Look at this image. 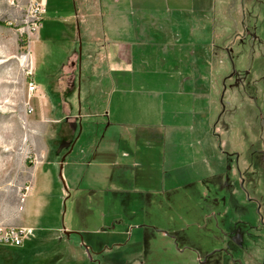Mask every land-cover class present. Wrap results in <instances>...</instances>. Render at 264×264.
Segmentation results:
<instances>
[{
    "label": "rangeland",
    "instance_id": "1",
    "mask_svg": "<svg viewBox=\"0 0 264 264\" xmlns=\"http://www.w3.org/2000/svg\"><path fill=\"white\" fill-rule=\"evenodd\" d=\"M69 1L50 0L46 18L55 15L54 5L68 8ZM26 14V0H0V223L32 227L39 238L28 235L21 248L0 246V264H60L62 249L81 245L87 238L81 231L96 228L97 209L86 217L78 213L80 206L93 207L88 203L92 184L107 190H100L97 198L112 197L109 190H127L126 197L139 199L141 207H151L147 218L136 220L148 226L145 264H264V89L258 86L254 95L260 100L255 102L246 97L244 89L252 80H262L264 85V75L259 76L252 60L232 55L225 62L230 72L222 84L229 89L234 86L235 96L230 107L226 101L221 103L231 115L221 119L218 127L223 123L230 127L234 137L229 149L237 155L221 157L218 143L215 146L204 138V105L197 95L213 80L216 62L197 59L198 47L190 44L188 28L179 41L170 43L150 29L139 36L134 29L130 35L144 44L135 71L128 75V91L113 94L102 131L87 135L90 143L97 140L98 151L93 165L85 168L89 171L66 167L64 184L60 167H43L59 163L73 145L59 153L63 117L48 120L39 106L43 99L37 97L32 101L34 113L27 116L25 111L24 57L31 39L24 24ZM173 15L184 22L180 13ZM204 39L206 45L216 42L211 29ZM151 55L155 56L152 60L148 59ZM36 81L49 96L57 94L43 69L37 72ZM182 87L192 90L193 95L181 99L196 103V111L163 115L157 106L164 96L149 89L174 91ZM62 94L72 98L71 92ZM54 110L69 116L77 112L73 107ZM78 150L76 147L75 152ZM121 166L127 180L123 187ZM230 167L235 172L228 174ZM37 169L41 170L35 177ZM29 183L33 191L20 213V196ZM114 208L118 209L115 214L123 211L118 204ZM58 229L72 233L67 242H60L58 235L53 240L44 238ZM135 240L136 236L130 245Z\"/></svg>",
    "mask_w": 264,
    "mask_h": 264
},
{
    "label": "crops",
    "instance_id": "2",
    "mask_svg": "<svg viewBox=\"0 0 264 264\" xmlns=\"http://www.w3.org/2000/svg\"><path fill=\"white\" fill-rule=\"evenodd\" d=\"M46 4L48 14L50 0H46ZM52 8L55 15L47 19L46 14L40 30L30 39L36 74L39 69H43L48 84L54 85L57 93L49 96L37 83L35 74V81L40 88L39 98L43 99L39 106L44 109L48 120L55 122L63 117L64 125L71 122L69 127L76 137L69 143L71 145L73 142V145L65 150L59 163L52 162L43 167H60V177L64 182L63 171L66 167L74 168V171L82 168L81 172L84 173L89 171L86 167L93 165L98 156L95 148L97 140L94 144L90 143L87 135L102 131L101 127L109 116L108 110L113 106V94L119 90L128 91V75L135 71L136 60H140L143 52L144 43L136 35H130L134 29L137 30V36L141 31L150 29L162 35L165 43H170L179 41L184 28H188L190 44L194 43L198 47L197 59H204L206 63L216 62L213 80L197 94L204 105V138L215 146L218 143L221 157H226V153L231 154L229 141H232L234 133L225 123L222 128L218 127L221 119L231 115L221 103L226 101L230 107L235 96V87L229 89L224 85L226 73L230 72L225 62L232 55L238 59H250L259 76L264 75V0H70L68 8L60 5ZM62 9H65L63 13ZM174 12L180 13L184 22L174 16ZM209 29L216 39L212 45H206L204 39ZM148 42L152 43L153 39L149 38ZM148 52L154 53L153 50ZM153 55L148 59H154ZM261 82L252 80L244 85L246 97L252 102L260 100L254 94L260 90L258 86L264 89ZM149 90L151 93L160 92L162 98L164 96L157 106L163 115L168 112L174 114L176 110L179 115L186 114L185 111L194 113L198 108L196 103L194 105L191 101L181 99L187 94L193 95L190 88ZM230 90L232 94H228ZM66 91L72 93V98H65L62 93ZM65 107L76 108V114L69 116L62 113L66 115L62 116L60 110H54ZM76 147L79 148L78 153L75 152ZM231 155L237 154L233 152ZM40 170H36L35 177ZM227 171L228 174L235 172L231 167ZM120 172L123 187L127 184L124 167H120ZM100 190L107 192L105 187L103 190V187L92 184L88 189V203L93 207L80 206L78 209L82 217L94 215L97 209L96 228L81 231L87 238H83L81 245H69L62 249L64 255L58 263L145 264L148 226L138 224L136 220L139 217L147 218L151 207H141L139 199L126 197L124 194L127 190H109L112 197L97 198ZM119 192L123 195L115 197L114 194ZM65 193L68 194L67 188ZM115 204L120 205L123 210L121 213H113L118 210L114 208ZM125 225L127 229L123 228ZM25 229L31 230L29 233L32 237L39 238L37 229L26 226ZM70 234L66 229H58L44 235V238L53 240L58 235L60 242H67ZM167 235L164 233V236ZM134 236L136 240L130 245Z\"/></svg>",
    "mask_w": 264,
    "mask_h": 264
},
{
    "label": "built area",
    "instance_id": "3",
    "mask_svg": "<svg viewBox=\"0 0 264 264\" xmlns=\"http://www.w3.org/2000/svg\"><path fill=\"white\" fill-rule=\"evenodd\" d=\"M26 20L24 22L27 34L31 38L36 32H38L42 26L44 18L47 14V4L46 0H26ZM24 77L26 80V93L24 106L27 116H31L35 109L32 105V101L40 95V88L35 81V55L32 48V43L30 40L29 52L26 57H24ZM34 163H38V159L30 158ZM33 185L32 183L26 184L22 190L20 196V208L19 212L24 213L27 199L32 193ZM30 235L29 231L25 228L18 227H8L0 223V246L9 247H22L26 241V238Z\"/></svg>",
    "mask_w": 264,
    "mask_h": 264
},
{
    "label": "flooded vegetation",
    "instance_id": "4",
    "mask_svg": "<svg viewBox=\"0 0 264 264\" xmlns=\"http://www.w3.org/2000/svg\"><path fill=\"white\" fill-rule=\"evenodd\" d=\"M66 126L67 125H64L62 127V130H61L62 134L60 135V139H59L61 145H65L64 143L68 144V142H67L68 141V137L65 136L66 135V131L64 130Z\"/></svg>",
    "mask_w": 264,
    "mask_h": 264
},
{
    "label": "trees",
    "instance_id": "5",
    "mask_svg": "<svg viewBox=\"0 0 264 264\" xmlns=\"http://www.w3.org/2000/svg\"><path fill=\"white\" fill-rule=\"evenodd\" d=\"M62 134V131L60 132V135ZM68 137V143H70L73 139V136H74V131L72 128H70L67 132H66V135ZM66 144V143H64ZM59 146L61 147L62 145L60 144V141H59Z\"/></svg>",
    "mask_w": 264,
    "mask_h": 264
},
{
    "label": "water",
    "instance_id": "6",
    "mask_svg": "<svg viewBox=\"0 0 264 264\" xmlns=\"http://www.w3.org/2000/svg\"><path fill=\"white\" fill-rule=\"evenodd\" d=\"M70 146V144L68 143V144H65V145H62L61 147H60V151H59V153L62 151V149H64V148H68Z\"/></svg>",
    "mask_w": 264,
    "mask_h": 264
},
{
    "label": "bare ground",
    "instance_id": "7",
    "mask_svg": "<svg viewBox=\"0 0 264 264\" xmlns=\"http://www.w3.org/2000/svg\"><path fill=\"white\" fill-rule=\"evenodd\" d=\"M29 231H31V230H29Z\"/></svg>",
    "mask_w": 264,
    "mask_h": 264
}]
</instances>
